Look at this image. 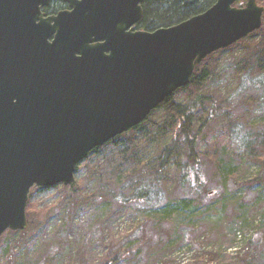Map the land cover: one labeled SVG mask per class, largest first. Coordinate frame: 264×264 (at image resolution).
Listing matches in <instances>:
<instances>
[{"label":"water","instance_id":"obj_1","mask_svg":"<svg viewBox=\"0 0 264 264\" xmlns=\"http://www.w3.org/2000/svg\"><path fill=\"white\" fill-rule=\"evenodd\" d=\"M0 0V238L28 229L32 188L71 186L79 165L128 133L211 55L263 26L264 7L218 0L152 32L145 0Z\"/></svg>","mask_w":264,"mask_h":264},{"label":"rangeland","instance_id":"obj_2","mask_svg":"<svg viewBox=\"0 0 264 264\" xmlns=\"http://www.w3.org/2000/svg\"><path fill=\"white\" fill-rule=\"evenodd\" d=\"M246 3L240 0L233 6L244 8ZM257 3L264 7V0ZM259 39L260 36L247 45L216 55L209 61L215 68V77L195 92L213 96L216 107L229 106L240 125L237 129L244 134L264 131V100H259V93L238 90L247 49L253 51ZM188 94L176 92L173 99L184 103ZM210 105L209 101L207 111ZM163 117L162 110H157L149 121L160 123ZM225 121L222 119L203 131L201 162L190 173L191 187L178 186L183 149L165 174L163 204L186 200L188 207H179L165 217L163 211L153 213L152 206H139L132 201L126 206L121 204L130 194H121L122 182L129 183L134 171L146 165L169 141V137H158L151 125H145L116 139L114 145L100 153H93L77 168L79 199L85 201L84 196H95L100 201L96 209L94 206L88 213L80 212L92 205L80 201L72 207L74 215L80 214L74 219V215L64 217L69 210L66 192L33 188L28 202L33 209L27 207V217L31 213L35 222L27 233L29 240L24 248L16 247L6 233L0 241V264H6L2 254L7 247L14 254H22L18 264L46 263L59 251H63L65 259L58 264H104L113 248L121 253L118 264H240L247 255L249 264H264V184L243 185L259 177L262 167L228 145ZM259 153L252 151V155ZM104 199L110 201V206L103 203ZM61 216L65 221H61ZM40 223L41 227L35 226ZM145 224L147 238L142 241ZM41 247L46 248L39 254ZM74 251L77 253L72 255Z\"/></svg>","mask_w":264,"mask_h":264},{"label":"trees","instance_id":"obj_3","mask_svg":"<svg viewBox=\"0 0 264 264\" xmlns=\"http://www.w3.org/2000/svg\"><path fill=\"white\" fill-rule=\"evenodd\" d=\"M145 5L144 17L140 23L139 29L142 31L152 32L160 28H168L178 25L192 16H190V8L187 2L182 0H148ZM194 10V9H193ZM260 36L258 42L253 45V51L250 48L247 49V56L245 58V65L242 69L241 82L239 84L238 90L245 93L248 90L259 93V100H264V26L251 34L248 38L241 40L237 44L233 45L229 49H233L238 45H247L249 41ZM254 44V43H252ZM228 50V49H226ZM225 50L219 51L211 56H209L202 65H200L193 77L191 84L179 90L178 92L187 91L189 94L186 96L187 102L179 103L176 102L173 97L168 98L158 110L163 112V120L160 123H153L147 120L144 124L137 127L132 131H139L143 129L145 125H151L154 128V134L158 137H169V141L160 148L157 153H155L146 165H143L138 171H134L135 174L133 178H130L128 182H122L120 187L121 194H127L128 197H124L121 204L126 206L128 202L138 204L139 206L148 205L152 206L150 209L153 213H160L163 211V216L172 214L173 211L179 207H188L187 201L182 200L180 203H164V191L163 185L165 180V174L169 169L172 161L177 156L180 149L182 152V162L180 166L181 175L179 177L178 186L180 188H186L190 185V173L195 171L196 167L201 162L202 151L201 139L202 133L212 124L220 120L225 121V134L228 138V145L233 146L238 153L245 154L256 163L260 164L262 167V173L259 177L251 179L250 181L244 182V186L258 187L264 184V131L256 133H243L238 122L232 117V111L229 106L226 108L214 106V97L211 95L200 96L195 95L196 91L204 88L206 80L215 77V68L209 65V61L212 60L216 55L223 53ZM256 73V74H254ZM239 94V93H238ZM210 101V110H206L207 103ZM213 106V108H212ZM261 106H264L263 104ZM256 114V113H255ZM202 118L201 121H198ZM199 126V128H197ZM246 131V130H245ZM125 135V134H124ZM122 135V136H124ZM119 136L118 138L122 137ZM155 137V136H154ZM116 138V139H118ZM113 140L101 148L96 149L91 153H100L103 149L108 146L114 145L117 140ZM235 144H238L237 148ZM252 151H260L259 154L252 155ZM202 185V184H199ZM198 185V186H199ZM80 183L75 181L71 186L58 185L53 188L48 189H38L41 191H46L50 189H58L66 192L67 203L69 210L64 214L65 216H72L73 205H79L80 201L83 204L92 203L88 208L81 209L80 212H89L98 203L99 200L93 195L84 196L85 201L80 200L81 197L79 189ZM96 200V201H95ZM98 201V202H97ZM103 203L110 206V201L104 199ZM103 204V205H104ZM122 206V207H123ZM28 209H33L31 204L28 203ZM80 212H77L74 217L78 216ZM31 214V213H30ZM28 215L29 227L25 231L13 232L8 231L10 234V242L17 247L21 246L24 248L25 243L29 238H27V233L33 228L35 220L32 219V215ZM61 218V221H65V218ZM71 219V218H70ZM72 221V220H71ZM35 226L41 227L42 223ZM143 237L142 241H145L146 236V224L142 226ZM2 239V238H1ZM0 239V241H1ZM50 248L49 246H46ZM43 247V248H46ZM43 248H40L39 254L42 252ZM114 249V248H113ZM108 253L104 264H118L120 261L121 253L119 250H113ZM63 251L56 252L51 255L46 263L40 264H58L64 261ZM77 253L74 251L72 255ZM3 257L6 264H18L22 261V254H14L11 252V248L7 247L3 251ZM62 256V257H61ZM249 255L244 259H241L240 264H249Z\"/></svg>","mask_w":264,"mask_h":264},{"label":"flooded vegetation","instance_id":"obj_4","mask_svg":"<svg viewBox=\"0 0 264 264\" xmlns=\"http://www.w3.org/2000/svg\"><path fill=\"white\" fill-rule=\"evenodd\" d=\"M182 1L188 3V7L192 11L190 12V16L195 17L209 10L218 0H182ZM146 2H148V0H145V2L142 4L143 12L145 10V5L147 4ZM64 11H71L69 3L65 2L64 0H51L49 6L42 8V12L46 14V17L57 16L60 12H64ZM141 21L135 26V30L138 31L140 30L139 27Z\"/></svg>","mask_w":264,"mask_h":264}]
</instances>
